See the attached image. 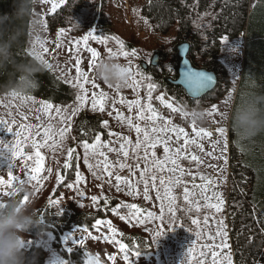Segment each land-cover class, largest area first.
Here are the masks:
<instances>
[{"label": "rangeland", "instance_id": "1", "mask_svg": "<svg viewBox=\"0 0 264 264\" xmlns=\"http://www.w3.org/2000/svg\"><path fill=\"white\" fill-rule=\"evenodd\" d=\"M53 3L60 5L59 0H41L36 10L42 21L41 32L35 36L31 29L25 51L36 58L42 57L58 79L83 83L81 96H86V99L80 106L72 107L58 106L33 94L24 97L11 91L0 93V140L7 145L17 146L21 153L13 156L7 150L0 152V181H3L0 183V200L16 196L23 202L27 196V202L34 206L37 197L45 190L48 191L46 199L38 208L34 207L38 224L45 226V237L28 235L26 247L30 244L43 246L45 264L49 258L65 260L68 264H212V252L217 253V264L221 261L227 264L224 257L228 255L233 264L227 219L221 215L220 210L227 199L223 193L226 184L224 178H234L240 191H243L240 182L247 179V175L242 174L239 182L234 174L231 163L237 162V159H233L230 151L234 144L225 120L242 69L244 34L228 38L227 44L222 43L219 57L229 73L228 88L224 96L204 109L207 119L203 124L195 123L194 131L193 123L189 122V111L173 112L166 107L168 103L176 107L170 99L163 94L153 96L149 90L142 88L144 78L139 69L141 63H148L160 44L175 37V30L164 34L148 23L143 13L148 0H108L106 13L110 22L96 23L89 31L76 35L71 34L67 27H58L52 32L46 29L45 16L52 11ZM108 28L114 38L107 40L102 32ZM85 36L89 37L86 46ZM117 41L123 42L124 51L129 55L108 54L107 57H113L128 67L130 80L123 88L107 85L95 78L93 69L89 67L91 54L86 50L95 49L101 60L102 52L107 49H112L114 53L120 52ZM77 60H80L79 65ZM77 67L86 74L87 83L82 78L78 81ZM137 72L140 75H136ZM134 79L139 83L134 84ZM100 92L105 94L103 111L99 105L95 109L92 107L93 93L99 96ZM158 96L164 97L163 103L157 99ZM45 102L52 105L50 110L45 111L43 108ZM149 104L151 112L148 110ZM152 112L160 119H147ZM141 116L144 118L141 119ZM74 123H81L82 129L80 139L75 137L72 143L69 139L70 125ZM137 125L142 130L139 134L136 132ZM153 127L183 129V133L177 138L172 131L153 133ZM46 128L51 131L57 146L41 149L44 156L43 171L39 174L38 182H29V170L38 166L32 141L43 143V135L36 136L35 132L39 130L43 133ZM65 128L68 132H65L61 141L59 133ZM221 128L224 129L223 136L217 131ZM145 130L152 142L157 138L160 142L156 143L155 148L142 143L137 149V141H143ZM97 135L101 139L96 154L93 155L89 149L91 156L86 158L83 145L85 142L95 144ZM185 139L195 143L185 144ZM53 140H49V145ZM165 146L170 149L167 154L164 152ZM69 149H74L71 160ZM177 149H180L179 155ZM125 151L127 156L124 155ZM100 152L104 155L101 156ZM29 156L32 159H28ZM192 156L197 159L192 160ZM167 157L176 160L178 167L175 171H169L175 166ZM81 159H86L87 165L93 166L92 172L98 171L102 176L96 174L97 179L94 178L85 169ZM153 160L163 162V171L154 167ZM65 164L70 166L65 167ZM141 173H144L143 179ZM77 174L81 178L79 182ZM183 174L188 178V182L182 184L184 195L187 189L188 201L210 208V212H205L203 217L196 216L194 220L198 223L190 227L180 221L171 220V225L167 223L170 216L165 190L171 188L170 195L175 197L174 186L177 181L180 183ZM153 175L157 177L155 187L152 186ZM116 176L121 177L119 182ZM14 178L24 180L25 183L19 184ZM161 178L165 181L163 186L160 184ZM144 180L148 181L147 198L144 194ZM20 185L26 191H18ZM158 195L163 199H158ZM92 197H96V200L93 201ZM159 201L166 206V229L159 225L157 218L148 216L152 213L153 217H158ZM132 204L139 210L135 215L129 207ZM123 206L131 212L120 210ZM171 206L174 210V203ZM253 211L256 220H259L257 211L254 208ZM158 232H164V235L157 237ZM223 233L227 234L226 237ZM225 240L229 247L222 249ZM121 245L125 246L123 250ZM69 247L72 248L70 253L67 251ZM255 264L263 263L256 261Z\"/></svg>", "mask_w": 264, "mask_h": 264}, {"label": "trees", "instance_id": "2", "mask_svg": "<svg viewBox=\"0 0 264 264\" xmlns=\"http://www.w3.org/2000/svg\"><path fill=\"white\" fill-rule=\"evenodd\" d=\"M107 1L65 0L54 12L46 14L45 27L49 32L58 27H67L71 34L76 35L89 31L96 23H109L106 13ZM14 3L15 0H0V17L8 14L10 26L14 23V18L11 16ZM143 13L156 31L166 34L175 30L174 39L157 47L158 64L148 66L146 69L139 67L144 78L141 82L142 88L149 90V84L156 85L155 90L151 91L153 96L163 94L180 109L179 111L183 112L192 108L204 110L212 102L220 99L226 93L230 79L227 67L219 57L223 36L236 38L241 33L244 34L245 43L242 69L239 71L234 87V96L241 88L264 90V0H148ZM30 32L29 21L21 42L13 48L12 63L36 59L25 51ZM112 33L109 28L102 32L107 40L114 38ZM180 41L189 42V58L193 65L211 69L218 77L216 88L198 99L188 97L179 85H174L169 81L177 77L179 57L176 44ZM107 51L108 49L102 52V58L108 56ZM11 76L10 63L6 70H0V85L8 82ZM38 76L40 88L33 96L49 100L58 106L78 107L81 105V101L77 99L78 95L81 96L79 84L58 79L49 68ZM3 92L6 90L0 88V93ZM70 127L69 139L73 143L75 137L80 139L82 124L74 123ZM228 131L234 144L230 151L233 159H237V162L231 163L234 174L239 182L242 174L247 175L246 181L240 182L243 191L236 186L237 181L234 178H224L226 184L223 193L227 195V199L220 213L227 219L233 264H255L256 261L264 264V135L258 136L252 142L237 143L235 134L229 125ZM83 153L85 154L84 147ZM88 156L91 155L88 154ZM92 159L95 161L94 158ZM183 161L190 162L187 159ZM81 162L94 178L97 179L96 174L102 176L98 171L92 172L93 166L90 168L86 159H81ZM185 182H188V178L186 174H183L180 183L174 186L175 220L172 222L180 221L183 225L190 227L196 216L203 217L205 212H210V208L185 201L182 185ZM47 194L48 191L45 190L37 197V202H34L35 208H38V205L46 199ZM159 203L158 217L161 215L163 206V220L158 218L157 220L159 225L166 229L164 221L166 206L160 201ZM253 208L257 211L259 220H256ZM120 210L131 212L124 206ZM167 223L171 225V219ZM44 229L43 224H36L29 230L28 235L45 237ZM26 248L38 255L37 264H45L43 246L30 244ZM61 255L64 257L63 254Z\"/></svg>", "mask_w": 264, "mask_h": 264}, {"label": "clouds", "instance_id": "3", "mask_svg": "<svg viewBox=\"0 0 264 264\" xmlns=\"http://www.w3.org/2000/svg\"><path fill=\"white\" fill-rule=\"evenodd\" d=\"M41 0H15L11 16L14 23L8 24L9 15L0 17V70H6L10 63L11 79L0 88L18 96L27 97L40 88L38 74H43L47 62L42 57L25 62L12 63L13 48L21 42V37L29 24L32 33L39 36L42 21L37 14ZM95 78L110 86L126 87L130 73L125 64L113 57H104L93 67ZM189 122L203 124L207 112L202 108H192ZM225 120L234 132L236 142H252L264 135V90L241 88L234 96L225 113ZM18 191H26L23 185ZM38 224L36 211L31 202H21L16 196L0 200V264H37L38 255L26 248L29 230ZM63 260L49 258L46 264H62Z\"/></svg>", "mask_w": 264, "mask_h": 264}, {"label": "snow or ice", "instance_id": "4", "mask_svg": "<svg viewBox=\"0 0 264 264\" xmlns=\"http://www.w3.org/2000/svg\"><path fill=\"white\" fill-rule=\"evenodd\" d=\"M64 2H65V0H59V3L60 4H63ZM57 7H58V4L53 3V5H52V11L54 12ZM88 38H89L88 36H85L84 37L85 46L87 45ZM101 42H106V41H101ZM223 42L225 44H227L228 43V37H223ZM117 43L119 44L120 52L119 53H114L112 49H108L109 54L110 55H113V56H115V55H123V56L127 57L129 55V53L127 51H124V44H123V42L122 41H117ZM76 44H77V50H78L79 42L77 41ZM41 47H43V45H41ZM86 50L91 54V60L89 62V67L93 69L94 65L99 60V54L93 48H87ZM44 51L47 52V49L45 48ZM132 54L135 55V52L133 51ZM76 63H77V65H79L80 64V60H77ZM76 71H77L78 81H79V79L82 78L83 81H84V83H87V76H86V74L84 72H82L79 67H77ZM136 75H140V73L137 72ZM187 77H188V81H189L190 85L194 88V91L197 92V93L201 92L203 89H206L207 86H208V84L213 81V79L211 78V76H207L204 73H200V72H191L190 71V72L187 73ZM133 82H134V84H138L139 83V81H137L135 79H134ZM73 86L75 87L76 85H73ZM79 86H80L81 89H83L84 84L81 83V84H79ZM148 88H149V91L151 93V91L155 90L156 85L155 84H149L148 85ZM104 97H105V94L103 92H100L99 93V96H97L96 93H93L92 107L95 109L97 107V105H99L100 110L103 111V102L102 101H103V98ZM198 98L199 97H197V99ZM77 99L80 100L81 103H83L84 100L86 99V96H80V95H78L77 96ZM157 99H159L162 103L164 102V97L163 96H158ZM149 100H151V95H149ZM121 102H123V100H121ZM136 103H138V102H136ZM129 107H131V104L129 105ZM166 107H168L169 109H171L173 112H176V111H179L180 110V109H178L176 107H173V105L171 103H168L166 105ZM43 108L45 109V111H47V110H50L52 108V105L50 103H46L45 102L43 104ZM148 110L150 112L152 111L150 104H149ZM213 110L214 111L216 110L215 109V106H213ZM57 111L59 112L60 110L57 109ZM141 111H143V109H141ZM211 114L212 113H209V115H211ZM140 118L143 119L144 117L141 116ZM147 119L152 120V121H156V120L160 119V117L157 114H155L154 112H152V114L149 115L147 117ZM104 123H105V125L107 124V122H104ZM129 123H131V121H129ZM193 130L195 131V124L194 123H193ZM66 131L67 130H64V129H62L60 131L59 136H60L61 141L63 140ZM141 131H142L141 128L137 125L136 126V132L139 134ZM151 131L153 133L164 132V131H172V132H175L176 133L177 138H179L180 134L183 133V129H175V128H173V129H165V128L157 129L156 127H153L151 129ZM217 131L220 133L221 136L224 135V129L221 128V129H218ZM204 134L207 135L206 133H204ZM17 135H19V133H17ZM35 135L36 136L43 135L44 141H43V143H38L35 140L32 141V147L35 149V157H36V162H37V165L38 166L29 170L28 177H27V179H28L29 182H31V181H37L38 182L39 174L43 171L44 156L41 154V149L42 148H45V147H53L54 148V147L57 146L56 145V142L53 140L51 131L49 129H47V128L44 129V132L43 133H41L39 130H37L35 132ZM197 135H200V133H197ZM100 139H101L100 136L97 135L95 137V140H96V143L95 144H89L87 142L84 143L83 147L85 149V156H86V158H87V156L89 154V149L91 150V153L93 155L96 154L97 145L99 144ZM49 140H53V143L51 145H49V143H48ZM158 142H160L158 138H157V140L155 142H152V138L149 136L148 131L145 130L144 131V136H143V141L138 140L137 141V144H136V148L139 149L141 147V144L142 143L145 144L148 147L155 148L156 147V143H158ZM164 143L167 144V141H164ZM188 143H195V141H189V140L185 139V144H188ZM225 147H226V145H225ZM121 148H123V145H121ZM4 150H7L13 156H17V155H20L21 154L17 150V146L7 145V144H5L4 141L0 140V152H3ZM145 150L147 151V147H146ZM169 151H170V149L167 146H165L164 152L167 154ZM73 152H74V149H69V152H68L69 160H71L72 153ZM176 152H177V155H179L180 149H177ZM99 154L101 156L104 155L103 152H100ZM124 155L127 156L128 153L125 151L124 152ZM152 155L154 157L155 156V153L153 152ZM28 159H32V157L29 156ZM167 159H169L170 162H171V164L175 166V167L169 169V171H175L176 170V167H178V165L176 163V160L175 159H171L170 157H167ZM191 159L192 160H196L197 157L196 156H192ZM153 165H154V167L158 168L160 171H163V162L153 160ZM69 166H70L69 164H65V167H69ZM107 166L108 165L105 164V167L106 168H107ZM25 167H27V165ZM89 167L91 168L92 166L89 165ZM121 167H124V165H121ZM33 173H35V174H33ZM111 174L112 173H109V175H111ZM9 176L12 177L11 171H9ZM141 177L143 179L144 173H141ZM14 179H16L19 184L25 183L24 180H20L19 178H14ZM76 179H77V182L80 181L81 178H80L79 174H77ZM151 179H152V186L155 187V181H156L157 177L155 175H153L151 177ZM116 180H117V182H119L121 180V177L120 176H116ZM0 183H3V181H0ZM144 183H145L144 194H145V198H147V194H148V181L147 180H144ZM164 183H165V181L161 178L160 179V184L163 186ZM176 183H179V181H177ZM69 187H72V186L69 185ZM170 193H171V188H166L165 194L168 196V200H169V208H168V211H169V214H170V219L174 221L175 220V212L173 211V208H172L171 205L174 203L175 197L174 196H171ZM157 198L158 199H163L159 195L157 196ZM27 199H28L27 196H25L23 202H27ZM92 199H93V201H95L96 200V197H92ZM184 199H185V201L188 200L187 189H185ZM129 207L132 210H134L133 211V215H135L139 211L137 209V207H136L135 204H132ZM217 211H219V209H217ZM148 216L150 218H158V219L163 220V206L161 208V215L159 217H153V214L152 213H149ZM97 223H100V222L98 221ZM192 223H198V222L196 220H193ZM156 235H157V237H161L162 235H164V232H158ZM222 235L224 237H226L227 234L226 233H223ZM155 242H157V240ZM75 243H76V241H75ZM80 243H83V241H80ZM228 247H229V245L226 243V240H225V242L222 243V249L223 248H228ZM124 248H125V246L124 245H121V249L123 250ZM67 251L70 253L72 251V248L69 247L67 249ZM136 255L138 256L139 255V252H137ZM212 256H213L212 264H217V253L216 252H212ZM125 259L127 260V256H125ZM224 260L227 261V264H232L230 255L225 256L224 257ZM62 264H68V261L63 260L62 261ZM220 264H224V261H221Z\"/></svg>", "mask_w": 264, "mask_h": 264}, {"label": "water", "instance_id": "5", "mask_svg": "<svg viewBox=\"0 0 264 264\" xmlns=\"http://www.w3.org/2000/svg\"><path fill=\"white\" fill-rule=\"evenodd\" d=\"M189 49L190 44L188 41H180L176 44V52L179 57L177 77L169 79L174 85H179L186 95L190 98L197 99V97H202L211 91H213L218 84L217 74L211 70L204 67H197L192 64L189 58ZM159 62V54L154 52L149 60V62H142L141 66L143 69H146L148 66H156ZM200 72L204 73L207 76H211L213 81L208 84L206 89H203L201 92L197 93L194 91V88L190 85L187 77L188 72Z\"/></svg>", "mask_w": 264, "mask_h": 264}]
</instances>
